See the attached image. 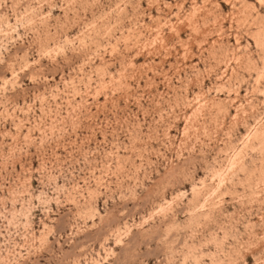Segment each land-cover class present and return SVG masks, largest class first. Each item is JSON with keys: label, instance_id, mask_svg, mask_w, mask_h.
Here are the masks:
<instances>
[{"label": "rangeland", "instance_id": "rangeland-1", "mask_svg": "<svg viewBox=\"0 0 264 264\" xmlns=\"http://www.w3.org/2000/svg\"><path fill=\"white\" fill-rule=\"evenodd\" d=\"M0 264H264V0H0Z\"/></svg>", "mask_w": 264, "mask_h": 264}]
</instances>
